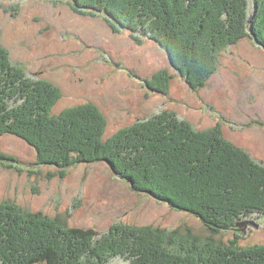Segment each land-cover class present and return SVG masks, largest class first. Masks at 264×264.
<instances>
[{
  "label": "trees",
  "instance_id": "16d2710c",
  "mask_svg": "<svg viewBox=\"0 0 264 264\" xmlns=\"http://www.w3.org/2000/svg\"><path fill=\"white\" fill-rule=\"evenodd\" d=\"M251 1L257 12L250 25ZM65 2L81 15L105 14L114 29L160 44L196 89L217 73L229 48L247 38L264 48V0ZM170 80L168 72L157 76L155 91L166 93ZM59 98L56 87L14 66L0 43V136H16L36 149L38 166L107 163L137 193L198 217L214 233H245L240 224L264 216V166L219 131L196 132L165 112L105 141L107 121L98 109L82 106L54 116ZM98 236L15 205L0 206V264H107L119 256L129 264H264V247L242 248L236 241L204 243L126 226Z\"/></svg>",
  "mask_w": 264,
  "mask_h": 264
},
{
  "label": "rangeland",
  "instance_id": "374dc122",
  "mask_svg": "<svg viewBox=\"0 0 264 264\" xmlns=\"http://www.w3.org/2000/svg\"><path fill=\"white\" fill-rule=\"evenodd\" d=\"M257 7L250 2L249 24ZM0 43L14 66L34 81L60 90L53 115L94 106L106 118L104 140L170 112L196 132L219 131L264 166V48L247 38L219 57V69L205 87H190L155 41L114 29L108 16L81 15L68 2L0 0ZM168 72L166 93L154 80ZM0 206L43 214L63 228L162 229L171 236L242 248L264 247V216L254 215L247 232L214 233L198 217L137 193L107 163L74 167L38 166L36 149L24 140L0 136ZM187 240V239H186ZM107 264H129L119 256Z\"/></svg>",
  "mask_w": 264,
  "mask_h": 264
},
{
  "label": "water",
  "instance_id": "95a60500",
  "mask_svg": "<svg viewBox=\"0 0 264 264\" xmlns=\"http://www.w3.org/2000/svg\"><path fill=\"white\" fill-rule=\"evenodd\" d=\"M251 226H253V223L251 221L244 222L239 225L240 231L246 232Z\"/></svg>",
  "mask_w": 264,
  "mask_h": 264
}]
</instances>
